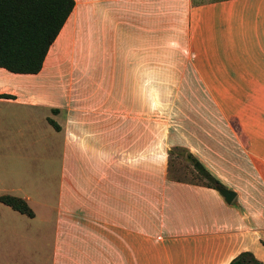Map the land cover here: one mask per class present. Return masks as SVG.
I'll list each match as a JSON object with an SVG mask.
<instances>
[{
  "label": "crops",
  "instance_id": "crops-1",
  "mask_svg": "<svg viewBox=\"0 0 264 264\" xmlns=\"http://www.w3.org/2000/svg\"><path fill=\"white\" fill-rule=\"evenodd\" d=\"M0 195L33 213L0 201V264L45 233L44 264L264 262V0H74L38 72L0 67Z\"/></svg>",
  "mask_w": 264,
  "mask_h": 264
},
{
  "label": "trees",
  "instance_id": "trees-1",
  "mask_svg": "<svg viewBox=\"0 0 264 264\" xmlns=\"http://www.w3.org/2000/svg\"><path fill=\"white\" fill-rule=\"evenodd\" d=\"M74 0H0V67L16 73L38 72L66 18L72 11ZM58 128V125L49 120ZM181 152L191 166L197 184L216 188L220 182L192 156L180 147L169 150ZM181 154V155H182ZM0 201L13 209L32 216V210L19 197L0 195ZM228 264H264L252 253L243 251Z\"/></svg>",
  "mask_w": 264,
  "mask_h": 264
},
{
  "label": "rangeland",
  "instance_id": "rangeland-1",
  "mask_svg": "<svg viewBox=\"0 0 264 264\" xmlns=\"http://www.w3.org/2000/svg\"><path fill=\"white\" fill-rule=\"evenodd\" d=\"M181 152H174L172 153V157H171V165H173L172 167L175 169L176 168V171H175V175L178 177V178H183V179H188V180H193L195 179V177L193 176L192 172H191V166L189 164V162H187L184 158L185 156L182 154ZM47 227V226H45ZM42 239H43V245L41 247V250H40V258H41V261L42 263L44 264L43 261H45L46 257L47 256V253L49 251L48 249V243H49V234L48 233H45L43 236H42Z\"/></svg>",
  "mask_w": 264,
  "mask_h": 264
},
{
  "label": "water",
  "instance_id": "water-1",
  "mask_svg": "<svg viewBox=\"0 0 264 264\" xmlns=\"http://www.w3.org/2000/svg\"><path fill=\"white\" fill-rule=\"evenodd\" d=\"M217 189L222 194V196L225 198L227 202H230L232 198L234 197V193L222 186H217Z\"/></svg>",
  "mask_w": 264,
  "mask_h": 264
}]
</instances>
